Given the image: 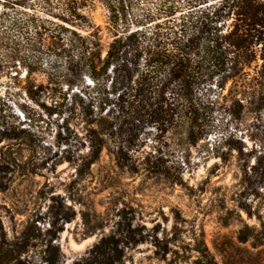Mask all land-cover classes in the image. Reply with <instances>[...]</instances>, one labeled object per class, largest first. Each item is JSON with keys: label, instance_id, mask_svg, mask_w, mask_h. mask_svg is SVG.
Here are the masks:
<instances>
[{"label": "rangeland", "instance_id": "1", "mask_svg": "<svg viewBox=\"0 0 264 264\" xmlns=\"http://www.w3.org/2000/svg\"><path fill=\"white\" fill-rule=\"evenodd\" d=\"M86 11L105 54L109 9L95 0ZM10 50L0 44V232L37 237L22 260L46 264L41 242L53 238L57 264L95 261L110 238L114 264H264V107L214 89L192 143L183 122L130 114L112 81L70 86L50 53L32 55L28 74Z\"/></svg>", "mask_w": 264, "mask_h": 264}, {"label": "trees", "instance_id": "2", "mask_svg": "<svg viewBox=\"0 0 264 264\" xmlns=\"http://www.w3.org/2000/svg\"><path fill=\"white\" fill-rule=\"evenodd\" d=\"M94 1L8 0L0 13L6 38L0 44L11 49V57L22 53L28 74L40 66L34 54L50 53L66 60L70 86L87 84L85 75L112 81L130 114L183 122L192 143L206 133L201 120L214 102L210 91L218 89L241 107H264V0H101L114 37L105 54L101 28L86 11ZM36 240L24 234L8 241L0 232V264H35L22 254L38 247ZM110 244L102 239L93 250L95 261L74 264H114ZM41 247L43 262L57 264L61 250L53 238Z\"/></svg>", "mask_w": 264, "mask_h": 264}]
</instances>
